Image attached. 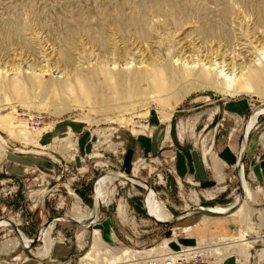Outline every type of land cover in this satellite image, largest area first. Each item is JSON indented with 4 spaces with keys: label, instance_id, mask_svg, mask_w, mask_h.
Segmentation results:
<instances>
[{
    "label": "rangeland",
    "instance_id": "rangeland-1",
    "mask_svg": "<svg viewBox=\"0 0 264 264\" xmlns=\"http://www.w3.org/2000/svg\"><path fill=\"white\" fill-rule=\"evenodd\" d=\"M261 104L264 0H0V218L33 238L54 216L92 210L107 171L145 180L171 215L223 209L237 196L241 128ZM244 174L238 213L171 226L145 216L141 186L113 181L99 222L55 224L47 253L0 227V264H264V115Z\"/></svg>",
    "mask_w": 264,
    "mask_h": 264
},
{
    "label": "water",
    "instance_id": "water-1",
    "mask_svg": "<svg viewBox=\"0 0 264 264\" xmlns=\"http://www.w3.org/2000/svg\"><path fill=\"white\" fill-rule=\"evenodd\" d=\"M264 112V104L257 106L253 111L245 119L243 126L240 132V143L237 153L236 159V166H235V179L237 183V196L233 201L232 205L228 208L224 209L223 211L216 212L207 207L203 206H196L187 210H183L175 215H171L170 219L168 220H161L157 218L152 209L150 208L149 202V195L151 192L150 185L143 180L142 178L125 174L121 171H107L102 174H99L91 183L90 186V195H91V204H92V216L89 220L86 221H76L73 218L67 215L61 216H54L44 222L37 230L35 236L33 238L28 237L22 229H20L16 224L11 222L6 218H0V224H5L8 228L12 230L14 233L20 247L24 252H29L32 250L36 245L41 242V238L43 237L44 233L49 229L51 225H55L57 223H67L83 230H88L92 228L99 222L101 216V208L102 203L100 201V197L96 192V187L98 186L99 182L106 177L114 179V181H125L129 183H134L142 187L144 193L141 199V206L144 211L145 216L154 222L156 225L160 226H171L174 225L179 220L190 216V215H199L204 216L207 218H224L230 216L231 214L235 213L243 204L245 194H246V181H245V174H244V159L246 156L247 148H248V137H249V126L254 121L257 120L259 116ZM176 148L178 149V144L175 143Z\"/></svg>",
    "mask_w": 264,
    "mask_h": 264
},
{
    "label": "bare ground",
    "instance_id": "bare-ground-1",
    "mask_svg": "<svg viewBox=\"0 0 264 264\" xmlns=\"http://www.w3.org/2000/svg\"><path fill=\"white\" fill-rule=\"evenodd\" d=\"M237 46V45H236ZM205 50H207V49H205ZM225 51H227V50H225ZM230 51H232V50H230ZM209 52V54L211 53L210 51H208ZM217 52V51H216ZM235 52V51H234ZM201 53V52H200ZM204 53V52H203ZM226 53V52H225ZM232 52H230V54H231ZM221 54V53H220ZM235 54V53H234ZM180 55V54H179ZM204 55V54H203ZM205 55H207V52H206V54ZM225 55V54H224ZM236 55V54H235ZM209 56V55H208ZM207 56V57H208ZM220 56V55H219ZM203 57V56H202ZM215 57V56H214ZM221 57V56H220ZM225 57H226V55H225ZM224 57V58H225ZM216 58V57H215ZM231 58V57H230ZM235 58H236V56H235ZM208 59V58H207ZM203 61L205 60V59H202ZM223 60V59H222ZM234 61V60H233ZM223 62V61H222ZM207 64H208V62H207ZM233 68V67H232ZM240 68V67H239ZM241 70V69H240ZM240 72V71H239ZM203 78H205V76H207L206 75V73H201L200 74ZM211 79V78H210ZM239 80V79H238ZM237 80V81H238ZM236 81V82H237ZM241 81V80H240ZM243 82V81H242ZM241 82V83H242ZM223 84V85H222ZM221 85L223 86V89L226 91V92H230L231 94L234 92L235 94L237 93V91H235V89H234V85L233 84H230V83H222ZM239 84V83H238ZM237 86H239V85H237ZM244 87V86H243ZM243 87H239V88H243ZM239 88H237L236 87V89H239ZM240 91H242V90H240ZM261 115H264V112L261 114ZM254 121L250 124V126H249V131L251 130V128L253 127V125H254ZM114 181V179H111V178H109V177H106V178H103L100 182H99V184H98V186L96 187V192H97V194L99 195V197H100V201H101V203H105L107 200H108V192H107V186L109 185V184H111L112 182ZM134 184V183H133ZM245 190H246V187H245ZM246 192V191H245ZM246 195V194H245ZM149 204H150V208L152 209V211H153V213H154V215L157 217V218H159V219H161V220H168V219H170V217H171V214H169L168 213V211H166V209H165V207H164V205L162 204V203H160V202H158V201H156V199H154L153 198V196H152V193L150 192V195H149ZM232 205V204H231ZM243 205V204H242ZM230 206V205H229ZM229 206H227V207H225V208H209V209H211V210H213V211H216V212H220V211H223L224 209H226V208H228ZM242 207V206H241ZM240 209V208H239ZM238 209V210H239ZM238 210L235 212V213H233V215L234 214H236L237 212H238ZM92 210H90V209H83V210H80L78 207H74L73 209H71V212H70V214L68 215L69 217H71V218H73L74 220H76V221H86V220H89L90 218H91V216H92ZM231 216H232V214H231ZM0 227H7L5 224H0ZM53 228H54V225H51L50 227H49V229L44 233V235H43V237L41 238V242H40V245H39V247L38 248H36L35 249V251L36 250H40L39 248H41L42 247V251H44V253H47L49 250H50V247H51V239H50V235H51V232H52V230H53ZM41 251V252H42ZM37 253V252H36ZM129 253V252H128ZM44 255V254H43ZM42 255V256H43ZM41 257V256H40Z\"/></svg>",
    "mask_w": 264,
    "mask_h": 264
},
{
    "label": "built area",
    "instance_id": "built-area-1",
    "mask_svg": "<svg viewBox=\"0 0 264 264\" xmlns=\"http://www.w3.org/2000/svg\"><path fill=\"white\" fill-rule=\"evenodd\" d=\"M26 123L30 128L36 129V128L40 127L41 125H43L44 117L42 115H39V114L30 115L27 117ZM191 255H193V254H191ZM196 258H197L196 256H192V259L196 260ZM147 264H160V263L157 260L152 259ZM162 264H172V262L170 260H166Z\"/></svg>",
    "mask_w": 264,
    "mask_h": 264
},
{
    "label": "crops",
    "instance_id": "crops-1",
    "mask_svg": "<svg viewBox=\"0 0 264 264\" xmlns=\"http://www.w3.org/2000/svg\"><path fill=\"white\" fill-rule=\"evenodd\" d=\"M247 152H248V148H247ZM247 152H246V155H247ZM184 154H186V153H184ZM184 156H187V158H188V155H184ZM245 196H247V193H246ZM240 209H241V207H240ZM239 210H238V212H239ZM52 253H53V251H52ZM52 253H50V254H52ZM51 259L52 258H50V257H46L44 259V261L47 262V263H54V262H49V261H52ZM208 262H209V264H238L239 263V260L236 257H234V256H225V257L221 258L220 260H215V261H211L210 260Z\"/></svg>",
    "mask_w": 264,
    "mask_h": 264
}]
</instances>
